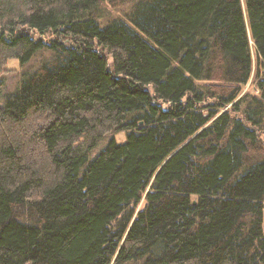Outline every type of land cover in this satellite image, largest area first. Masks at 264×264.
Returning <instances> with one entry per match:
<instances>
[{
  "label": "trees",
  "instance_id": "trees-1",
  "mask_svg": "<svg viewBox=\"0 0 264 264\" xmlns=\"http://www.w3.org/2000/svg\"><path fill=\"white\" fill-rule=\"evenodd\" d=\"M251 46L264 0H0V94L49 52L0 103V264H264Z\"/></svg>",
  "mask_w": 264,
  "mask_h": 264
},
{
  "label": "rangeland",
  "instance_id": "rangeland-1",
  "mask_svg": "<svg viewBox=\"0 0 264 264\" xmlns=\"http://www.w3.org/2000/svg\"><path fill=\"white\" fill-rule=\"evenodd\" d=\"M104 7V13L106 16H102L98 18V23L100 25H105L107 21L106 19H109L110 17H120L126 19V21L129 22V20L126 17V11L128 10V5H125L118 9L111 8L106 2L103 3ZM130 23V22H129ZM32 34L34 37H41L43 39H48L50 35L43 34L40 35L34 31H32ZM251 54H252V66H251V75L248 81L242 85L241 93H250V94H258V88L255 84V75L256 73H264V58L258 59L255 56L254 48L251 46ZM49 57V52L47 51H37L29 60L28 62L24 64H20L18 59L16 58H10L6 64H5V70L3 72V75L1 76L2 79V89L0 94V103L4 101V98L11 93L18 83L20 82V79L24 74L31 71L33 68H35L38 64H40L43 60L47 59ZM22 81V80H21ZM20 84V83H19ZM230 106V105H229ZM229 106L223 107L220 109V112L224 109L228 108ZM109 136L105 137L103 140L107 142L109 140ZM114 139L117 141H124V133L122 131L114 134ZM102 140V141H103ZM101 141V144H102ZM104 142V143H105ZM99 148V146H98ZM95 149V150H98ZM144 199L142 198L137 206L136 209H139L143 206ZM263 229H264V212H263Z\"/></svg>",
  "mask_w": 264,
  "mask_h": 264
}]
</instances>
